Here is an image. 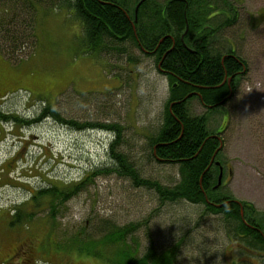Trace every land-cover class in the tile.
Instances as JSON below:
<instances>
[{"label":"rangeland","instance_id":"obj_1","mask_svg":"<svg viewBox=\"0 0 264 264\" xmlns=\"http://www.w3.org/2000/svg\"><path fill=\"white\" fill-rule=\"evenodd\" d=\"M13 1L0 0V14ZM23 1L18 0L19 7ZM33 1L35 36L13 46L0 34V264H105L79 252L85 242L100 238L102 221L118 227L138 224L131 240L139 244L136 256L152 240L157 249L181 245L175 264L248 260L213 232L217 223L212 216L199 218L202 205L159 201L153 190L135 187L117 174L107 155L111 132L69 129L51 117L39 118L42 109L53 107L76 123L117 124L124 137L118 151L128 152L144 177L169 187L179 180L177 165L145 159L169 97L168 79L155 59L132 44L122 54H84L81 24L72 12ZM229 2L234 23L222 35L244 60L246 74L224 106L208 111L194 99L189 111L204 114L211 133L223 129V148L215 160L221 174L210 199L233 197L264 217V0ZM15 27L9 22L2 30ZM12 47L22 48V54L4 58ZM94 169L101 172L93 175ZM85 178L84 187L65 202L38 197L39 190L52 187L69 193V186ZM18 209L22 222L10 227ZM188 230V239L179 240ZM203 248L213 253L205 263L199 260Z\"/></svg>","mask_w":264,"mask_h":264},{"label":"trees","instance_id":"obj_2","mask_svg":"<svg viewBox=\"0 0 264 264\" xmlns=\"http://www.w3.org/2000/svg\"><path fill=\"white\" fill-rule=\"evenodd\" d=\"M44 1L51 9L72 12L75 20L79 21L80 46L84 54L96 56L100 51L122 54L125 52L124 46L132 44L143 54L155 59L158 70L167 77L170 87L162 127L150 138V149L145 159L159 164L177 165L179 180L169 187L144 177L129 153L118 151L119 145L124 143V137L117 124L76 123L63 118L53 107L42 109L39 118L51 117L69 129L111 132L114 136L109 140L107 155L109 160H113V169L117 174L135 187L153 190L159 201L202 205L199 218L212 216L217 223L213 232L222 236L230 248H237L239 255L249 258L239 262L222 257L219 264H264V217L257 216L251 204L245 205L233 197H209V193L214 192L212 186L217 184L219 168L213 162H216L223 148V139L220 137L223 129L211 133L206 116H194L189 111V103L194 99L208 111L224 106L235 94L239 79L246 74L244 60L234 53L231 40L222 35L226 30L229 33L228 29L234 23L230 19L235 12L229 0H155L163 3L158 5L153 0ZM23 4V8L19 7L18 0H14L0 14V19L11 14L8 22L0 21V34L4 32V41L13 46L14 43L24 42L30 34L35 36L37 4L33 0H24ZM133 4L135 6L130 12ZM155 8L160 12H153ZM9 22L17 23L18 28L3 31L4 25ZM23 48L27 46L23 44ZM21 49L14 50L12 47L3 56L15 60L18 54H22L18 53ZM220 144L222 148L218 150ZM92 172L96 175L101 170L94 169ZM86 181L88 178L75 188L69 186V193L58 187L42 189L38 191V197L48 196L50 200L65 202L84 187ZM30 215L26 214V217ZM22 219L23 213L18 209L9 226H18ZM107 222H101L100 238L95 242H85L79 248L80 253L102 260L105 264H175L181 245L157 249L150 240L145 251L136 256L139 244L137 241L131 243V240L138 224L118 227ZM187 235H190L189 230L182 231L179 240L188 239ZM199 252V260L203 263L213 254L204 248Z\"/></svg>","mask_w":264,"mask_h":264},{"label":"water","instance_id":"obj_3","mask_svg":"<svg viewBox=\"0 0 264 264\" xmlns=\"http://www.w3.org/2000/svg\"><path fill=\"white\" fill-rule=\"evenodd\" d=\"M141 3V2H140ZM220 147H221V145H220ZM217 152V151H216ZM215 152V153H216ZM219 173L221 174V169H219ZM220 183V176H219V179H218V184ZM218 207V206H217ZM241 214V217H242V212L240 213Z\"/></svg>","mask_w":264,"mask_h":264},{"label":"flooded vegetation","instance_id":"obj_4","mask_svg":"<svg viewBox=\"0 0 264 264\" xmlns=\"http://www.w3.org/2000/svg\"><path fill=\"white\" fill-rule=\"evenodd\" d=\"M211 163H212V161H211ZM216 162H213V164L216 166V167H218V165L217 164H215Z\"/></svg>","mask_w":264,"mask_h":264},{"label":"clouds","instance_id":"obj_5","mask_svg":"<svg viewBox=\"0 0 264 264\" xmlns=\"http://www.w3.org/2000/svg\"><path fill=\"white\" fill-rule=\"evenodd\" d=\"M197 243H199V242H197Z\"/></svg>","mask_w":264,"mask_h":264}]
</instances>
